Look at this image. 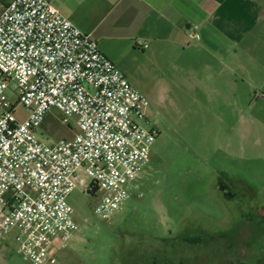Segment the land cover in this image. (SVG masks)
Here are the masks:
<instances>
[{
    "label": "rangeland",
    "instance_id": "374dc122",
    "mask_svg": "<svg viewBox=\"0 0 264 264\" xmlns=\"http://www.w3.org/2000/svg\"><path fill=\"white\" fill-rule=\"evenodd\" d=\"M122 61L148 101L142 126L157 132L149 162L106 219L94 214L100 192L77 181L68 197L77 230L56 242L55 264H264V101H247L241 88L237 101H193L166 65L133 53ZM15 114L26 117L19 105ZM75 133L52 109L37 136L53 144ZM3 242L14 249V233Z\"/></svg>",
    "mask_w": 264,
    "mask_h": 264
},
{
    "label": "built area",
    "instance_id": "2783aa9c",
    "mask_svg": "<svg viewBox=\"0 0 264 264\" xmlns=\"http://www.w3.org/2000/svg\"><path fill=\"white\" fill-rule=\"evenodd\" d=\"M18 105L26 112L22 121ZM147 108L146 98L96 42L47 0L3 1L0 236L14 233L23 260L56 263V242L70 240L77 230L68 197L77 181L85 183L82 177L90 181L86 191L100 192L94 208L99 219L125 205L157 135L142 126ZM52 109L67 126L74 120L72 139L47 144L37 136Z\"/></svg>",
    "mask_w": 264,
    "mask_h": 264
},
{
    "label": "crops",
    "instance_id": "0c3cea01",
    "mask_svg": "<svg viewBox=\"0 0 264 264\" xmlns=\"http://www.w3.org/2000/svg\"><path fill=\"white\" fill-rule=\"evenodd\" d=\"M47 1L118 70L133 53L166 65L193 101H237L240 88L264 101V0ZM0 264L29 263L3 242Z\"/></svg>",
    "mask_w": 264,
    "mask_h": 264
},
{
    "label": "flooded vegetation",
    "instance_id": "af4514ba",
    "mask_svg": "<svg viewBox=\"0 0 264 264\" xmlns=\"http://www.w3.org/2000/svg\"><path fill=\"white\" fill-rule=\"evenodd\" d=\"M224 197L225 198H229V197H231L228 193H226L225 195H224Z\"/></svg>",
    "mask_w": 264,
    "mask_h": 264
},
{
    "label": "trees",
    "instance_id": "16d2710c",
    "mask_svg": "<svg viewBox=\"0 0 264 264\" xmlns=\"http://www.w3.org/2000/svg\"><path fill=\"white\" fill-rule=\"evenodd\" d=\"M88 194H92V192L91 191H86Z\"/></svg>",
    "mask_w": 264,
    "mask_h": 264
}]
</instances>
